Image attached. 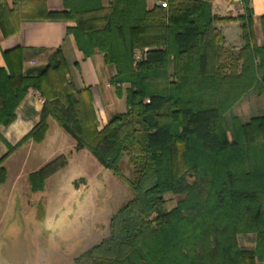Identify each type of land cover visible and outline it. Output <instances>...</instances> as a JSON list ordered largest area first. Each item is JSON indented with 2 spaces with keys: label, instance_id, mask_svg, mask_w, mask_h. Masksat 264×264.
Listing matches in <instances>:
<instances>
[{
  "label": "trees",
  "instance_id": "16d2710c",
  "mask_svg": "<svg viewBox=\"0 0 264 264\" xmlns=\"http://www.w3.org/2000/svg\"><path fill=\"white\" fill-rule=\"evenodd\" d=\"M160 1L167 5L112 0L102 25L88 18L103 9L99 0H64L68 11L49 14L75 20L68 33L84 56L103 53L116 68L112 82L127 110L101 130L61 49L38 76L22 74L20 48L4 52L9 71L0 68V125L15 119L30 88L45 103L38 124L0 158V183L9 155L28 141L42 142L52 118L77 150H88L133 192L112 216L109 235L74 264L264 262V114L234 116L233 132L225 124L248 92L264 97V16L258 45L248 8L221 18L212 0ZM236 19L243 29L237 52L226 48L216 26ZM125 158L132 178L123 173ZM67 165L60 156L31 173L32 189L42 191ZM167 193L183 199L168 209ZM242 234L256 236L253 248L241 245Z\"/></svg>",
  "mask_w": 264,
  "mask_h": 264
},
{
  "label": "rangeland",
  "instance_id": "374dc122",
  "mask_svg": "<svg viewBox=\"0 0 264 264\" xmlns=\"http://www.w3.org/2000/svg\"><path fill=\"white\" fill-rule=\"evenodd\" d=\"M260 114H264V97L248 92L225 115V124L233 132L234 116L248 121ZM55 124L51 123L52 129L58 127L65 134L57 140L60 155L48 149L39 152L47 159L43 166L60 156L67 158L68 165L50 177L42 191L32 189L30 167L22 179L13 182L15 170H11L8 183H0V264H74L77 256L109 235L112 216L133 197L129 185L93 154L77 150L72 140H63L69 135ZM30 152L31 164L42 159L35 156V149ZM25 153L19 154L14 165L23 161ZM122 167L124 175L132 178L127 158ZM165 198L172 209L183 196L167 193ZM239 239L242 246H255L254 234H242Z\"/></svg>",
  "mask_w": 264,
  "mask_h": 264
},
{
  "label": "crops",
  "instance_id": "0c3cea01",
  "mask_svg": "<svg viewBox=\"0 0 264 264\" xmlns=\"http://www.w3.org/2000/svg\"><path fill=\"white\" fill-rule=\"evenodd\" d=\"M99 1L103 9L88 18L97 20L98 24L102 25L104 17L110 11L112 0ZM157 1L147 0L148 6L153 7ZM245 5L243 0H212L213 12L221 18L242 16L248 8L257 43L261 45L263 33L260 18L264 16V0H248ZM65 10L68 11L64 0H0V68L9 71L4 52L20 48L22 74L38 76L53 59L57 50L61 49L70 67V78L82 90L84 101L93 107L99 124L98 128L101 130L112 115L127 110L126 99L125 96L118 95L117 87L112 82L117 73L115 66L105 62L103 53H96L86 58L77 47L74 36L68 33V28L76 27L77 22L49 16L50 13ZM216 26L225 37L227 49L239 50L243 46L241 20L217 23ZM123 87L126 88L127 85ZM44 103L45 100L40 93L30 88L15 111V119L8 125H0V134L5 140L4 142L0 137V158L9 151L8 145L16 146L38 124ZM51 123L57 126L55 120L51 118L49 130L42 142L28 141L9 155L3 164L7 170L5 183L9 181L11 170H15V176L12 174L13 182L22 179L24 177L22 174L28 167L33 168L29 174L39 170L47 160L39 152L48 149L52 154L59 152L56 155H60L57 140L61 133L65 134L60 132L58 127L52 129ZM54 129L55 132H53ZM69 136H64L63 140H72L75 143ZM34 149L37 151L35 156L40 155L42 159L35 160V163L31 164L33 154L30 151ZM22 151L27 153L23 161L16 166L14 165L16 158ZM50 156L51 153L48 158Z\"/></svg>",
  "mask_w": 264,
  "mask_h": 264
},
{
  "label": "built area",
  "instance_id": "2783aa9c",
  "mask_svg": "<svg viewBox=\"0 0 264 264\" xmlns=\"http://www.w3.org/2000/svg\"><path fill=\"white\" fill-rule=\"evenodd\" d=\"M157 3L162 4L163 6H166L167 5L166 1H160V0H158Z\"/></svg>",
  "mask_w": 264,
  "mask_h": 264
}]
</instances>
